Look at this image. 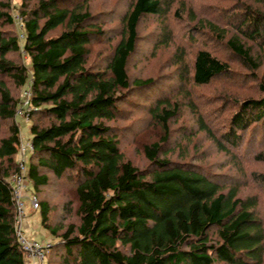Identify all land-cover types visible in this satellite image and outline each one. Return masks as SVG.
<instances>
[{
    "label": "trees",
    "instance_id": "1",
    "mask_svg": "<svg viewBox=\"0 0 264 264\" xmlns=\"http://www.w3.org/2000/svg\"><path fill=\"white\" fill-rule=\"evenodd\" d=\"M73 1L21 0L15 18L10 2L0 0V129L7 123L6 134L0 136V264H26L16 237L11 181L20 171L22 144L14 90L25 85L32 145L26 178L39 202L41 225L54 239L45 264H264V226L256 213V194L243 196L241 184L229 174L166 156L168 122L179 113L178 103L161 97L150 108L162 134L142 145L149 164L145 169L126 157L110 124L123 116L119 105L128 100L130 86L153 81L130 83L126 72L140 21L148 15L167 17L174 0H129L115 32L108 33V53L97 52L94 64L92 46L106 32L89 0ZM235 2L241 13L233 15L239 17L233 33L209 21L203 25L255 76L260 94H217L218 115L216 109L197 113L190 101L188 108L197 113L200 131L231 160L247 157L264 163V0H253L254 5ZM190 14L194 16L192 10ZM172 16L181 18L180 7ZM160 32V43L171 40L172 30L164 24ZM21 52L28 64L14 60L12 54ZM182 58L175 62L184 84L208 86L232 74L225 61L206 49L196 52L190 68ZM228 102L233 111L222 117ZM241 166V183L247 170L253 187L264 182V174ZM50 174L73 186L75 199L65 200L62 210L73 212L75 221L65 226L52 223L49 202L39 198Z\"/></svg>",
    "mask_w": 264,
    "mask_h": 264
},
{
    "label": "rangeland",
    "instance_id": "2",
    "mask_svg": "<svg viewBox=\"0 0 264 264\" xmlns=\"http://www.w3.org/2000/svg\"><path fill=\"white\" fill-rule=\"evenodd\" d=\"M1 1L10 2L12 7L10 13L15 18L18 17L17 13L21 0ZM76 1L78 0L73 2ZM128 1L89 0L90 9L97 17L96 21L103 25L106 32L104 33L106 37L102 36L99 44L95 43L92 46L90 63L94 64L99 60L100 55H97V52L101 51V55L108 53V33L112 30L113 33L115 32L120 16L128 6ZM249 2L252 5L255 4L253 0H249ZM181 5L183 6L181 7ZM173 6V10L180 7L181 18H174L172 16L173 10H171V13L162 20L148 15L140 21L137 28L139 34L137 46L127 62L126 72L130 83L136 79L147 78H152L153 81L147 86L138 88L131 85L128 100L119 105L123 111V116L110 124L114 126L121 149L126 157L138 168L145 169L149 164L143 155L142 145L157 139L162 134L161 125L154 121L149 110L155 106V101L161 97H165L164 100L175 101L179 105V113L168 122L169 134L165 149L166 156L173 161L201 164L213 172L226 173L232 176L236 180L235 182L241 184L240 190L243 196L256 194L258 198L256 213L264 226V182L258 184V187L256 184L253 187L247 170L243 174V181L245 182L242 184L240 170L241 165H243L247 169L252 167L259 174H264V163H254L247 157L239 158L238 161L231 160V155H226L220 151L211 142L207 134L200 131L196 125L197 113L216 109L214 113L218 115L217 111L221 109L219 105L221 101L218 100L217 94L223 92L232 98L241 96L245 98L260 94L257 86L258 80L254 78L255 76L252 77L251 72L240 64L238 58L232 55L225 44L217 42L210 33L208 26L203 25L209 21L233 33L232 25L236 23V20H239V17L238 19L234 18L233 15L241 13L237 9L238 3L235 0H174ZM191 10L194 14L193 17L190 14ZM163 24L172 30L171 40L169 39L165 44L160 43V39H158ZM224 24L227 26L225 27ZM196 26L202 28L198 30ZM15 27L16 29L12 27L11 30L14 31L15 29L18 32L20 30L18 22ZM199 49L209 50L216 57L225 61L230 68L228 72L232 74L226 75V73L219 80L201 87H195L192 82L184 84V81H179L178 70L180 67L176 64L175 59L183 54L181 62L184 61L187 68H190ZM12 56L18 62L23 61L25 64L29 62L23 52L12 54ZM262 71L263 67L256 73L258 78H260ZM238 76L240 78H237ZM9 85L11 89L14 88L12 84L9 83ZM26 88L27 85L13 89L14 96L19 101L18 114L15 118L20 128V139L24 145H28V142L31 143L30 122L20 113L25 107L23 101L26 97L24 91L28 90ZM185 91L188 93V97L190 96L188 99ZM210 97L213 98L211 104L204 106ZM188 101L195 105L197 113L194 108H188ZM228 105L226 109H223L224 112L220 116H229L233 111L234 106L231 102H228ZM6 131L7 123H3L0 136L6 134ZM28 156L27 154L25 159L26 165L28 164ZM39 198L49 202L53 224L65 226L68 222L75 221L73 212L67 214L62 210V204L65 200L74 201L75 199L73 186L68 184L66 178L58 179L50 174V184L40 188ZM24 211L26 218L22 229L25 235L32 239L50 240L53 245L54 239L44 231L41 225L40 210L31 209L28 200L24 199ZM44 236L45 238L42 239Z\"/></svg>",
    "mask_w": 264,
    "mask_h": 264
},
{
    "label": "built area",
    "instance_id": "3",
    "mask_svg": "<svg viewBox=\"0 0 264 264\" xmlns=\"http://www.w3.org/2000/svg\"><path fill=\"white\" fill-rule=\"evenodd\" d=\"M25 100L24 108L20 112L27 119L26 115L31 110L29 107V91H24ZM32 151V145L28 142L27 144H21L18 152L17 161L20 166V171L11 175L12 181V194L15 201L16 208V219H15V229L16 237L18 243L24 252L26 258V264H45L47 253L50 250L52 243L50 240H37L28 238L23 229V221L25 219L24 211V199L28 200L30 207L36 210L39 206L37 196L29 191V185L26 178V168L25 159L27 152Z\"/></svg>",
    "mask_w": 264,
    "mask_h": 264
},
{
    "label": "crops",
    "instance_id": "4",
    "mask_svg": "<svg viewBox=\"0 0 264 264\" xmlns=\"http://www.w3.org/2000/svg\"><path fill=\"white\" fill-rule=\"evenodd\" d=\"M25 218H26V216H25ZM24 222H25V219H24V221H23V224H24ZM45 238V236L42 238V239H44Z\"/></svg>",
    "mask_w": 264,
    "mask_h": 264
}]
</instances>
